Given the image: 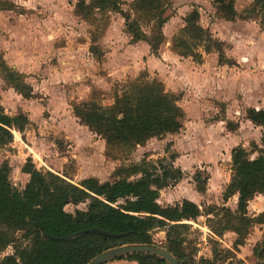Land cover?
Listing matches in <instances>:
<instances>
[{"label":"rangeland","instance_id":"1","mask_svg":"<svg viewBox=\"0 0 264 264\" xmlns=\"http://www.w3.org/2000/svg\"><path fill=\"white\" fill-rule=\"evenodd\" d=\"M13 1L17 10L0 13V52L11 68L24 74L35 95L26 99L9 87L0 73V98L6 114L15 116L23 112L30 122L24 133L16 132L12 145L0 150V168L3 164L10 166L14 188H27L30 180L22 172L29 159L39 171L63 177L70 187L91 177L113 183L119 167L147 157L164 164L174 161V166L184 173L179 184L161 193L162 206L177 205L181 197L198 192L205 185L206 191L200 193L204 197L201 202L204 210L223 204V194L231 181L234 148L246 147L253 152V158L258 156L257 150L264 152V128L251 124L246 117L249 108L264 109V40L248 30L245 34L256 42L252 43L251 51L239 50L238 58L234 59L232 47L223 43L224 64L220 63L218 51L205 54L203 47L200 48L203 64L191 57L178 55L179 58L173 52V39L181 35L185 18L194 9L200 12L201 24L210 32L217 19L232 21L225 11H219L218 4L207 3L216 11L210 13L212 7L200 5L201 0H171L164 28L166 41L158 55L153 56L144 49L128 51L132 39L130 42L121 15L112 13L104 18L98 15L101 21L90 24L75 15L76 0ZM123 1L126 2L123 9L130 14L134 0ZM250 2L239 0L242 14L239 16L236 11V17H246L260 25V20L249 12ZM143 29L151 33L150 27L145 25ZM92 46L98 48L97 54L92 53ZM137 79L162 82L167 92L181 97L182 129L163 140H151L130 156L113 150L110 157L105 142L75 116L74 105L94 98L99 105L111 106L116 93ZM229 122L238 125V129H228ZM97 200L92 195L77 208L67 206L66 211L86 210ZM234 204L232 199L227 205L234 208ZM206 222L207 218L202 217L194 228L204 232L200 226ZM198 234V239L206 241L203 233ZM162 236L160 231L155 234L160 248L165 244ZM196 238L194 235L191 239ZM218 251L222 249L218 247ZM13 253L9 248L0 253V259ZM225 254L220 256L232 258L231 253ZM122 261L128 260L121 258L116 262Z\"/></svg>","mask_w":264,"mask_h":264},{"label":"trees","instance_id":"2","mask_svg":"<svg viewBox=\"0 0 264 264\" xmlns=\"http://www.w3.org/2000/svg\"><path fill=\"white\" fill-rule=\"evenodd\" d=\"M76 1L75 15L90 24L101 21L98 15L102 18L112 13L121 15L132 43H147L153 55H158L166 41L164 28L171 0H134L130 14L123 9L126 4L123 0ZM206 1L218 4L219 11H225L230 20L235 19V0ZM17 9L13 0H0V13ZM249 12L260 20L264 31V0H254ZM145 25L150 27V34L144 31ZM172 47L180 57H191L200 64L204 61L200 48L203 47L205 54L215 50L220 55V63H225L223 43L202 26L201 14L196 9L185 18L181 35L173 39ZM91 51L97 54L98 48L92 46ZM0 73L6 84L23 97H35L33 88L25 82L24 74L11 68L1 52ZM180 101L181 97L167 92L162 82L137 79L116 93L113 105L104 107L92 98L75 104L74 113L83 125L105 141L108 156L111 157L109 154L113 150L130 156L153 139L163 140L181 131ZM246 117L253 125L264 127V109L249 108ZM29 126L25 113L6 114L0 98V150L12 145L15 133L22 134ZM238 127L233 122L228 123L231 131ZM252 153L242 145L232 150L231 181L223 194L224 205L208 206L204 210L189 200L174 206L159 203L161 192L176 186L184 178L183 171L174 166V161L164 164L162 160L155 162L146 157L141 162L119 167L113 183H102L91 177L67 187L63 177L39 171L29 159L23 173L30 176V182L23 190L12 186L11 168L3 164L0 168V253L9 248L14 253L0 259V264H89L101 254L123 246L158 247L155 240L158 231L166 234L163 248L181 264H189L194 261L198 233H201L194 229L193 223H198L202 217L207 218L206 226L218 238H223L228 232L235 233L238 237L235 248L238 249L245 244L254 225L264 224V214L255 218L249 215L250 203L264 195V152L257 150L255 158ZM197 191L205 192L206 186H200ZM92 195L98 200L86 210L66 211L67 206L77 208ZM235 197L238 202L237 209L233 211L226 205ZM92 230L114 236L92 233ZM79 233L85 234L76 239L61 240ZM194 235L197 236L195 240L191 239ZM209 242L213 261L202 259V264H217L219 260L229 259L220 256L225 252L218 251L217 241L210 239ZM121 258L138 264H168L148 254ZM260 260L264 264V247Z\"/></svg>","mask_w":264,"mask_h":264},{"label":"crops","instance_id":"3","mask_svg":"<svg viewBox=\"0 0 264 264\" xmlns=\"http://www.w3.org/2000/svg\"><path fill=\"white\" fill-rule=\"evenodd\" d=\"M250 1L251 2L249 4L252 5L254 0H250ZM209 2L210 1L201 0V2H198V3H200V5H203V6L205 5L204 7H208V8L212 7V8H209V10H210V13H213V11H215V8L212 6V4L208 5L207 3H209ZM238 2H239V0H236L235 9L240 16L242 14V12H240V10H239L240 5L238 4ZM121 18H122V20L124 19L122 16H121ZM257 23L258 22L252 23L251 20L248 21L247 19L245 20V19H241L239 17H236V19L234 21H228L226 19H217L216 23H213L210 28L212 30L211 33L216 34L214 36V38L216 37L222 43H227L228 45H230L232 47V50L230 53L234 59V58H238V56H239L238 53H240L239 50H241L242 52H246V51L249 52L252 49V43L256 42V41H254V39L252 37H250V34H248V33L245 34V32H249V31L252 32L253 31L257 34V36L260 39L264 40V32L262 33L260 25ZM125 25H126V22L124 20V27H125ZM222 28L225 30L222 31ZM226 30H227V32H224ZM243 31H244V33H243ZM237 32H239V33H237ZM165 36H166V34H165ZM129 39L131 42L132 38L129 37ZM138 49L148 50L149 55H153L151 52L150 46L145 42L131 43L128 51H135ZM239 59H240V57H239ZM241 62L239 61V63H241ZM260 128H264V127H260ZM16 135L17 134L15 133V136ZM105 145H106V143H105ZM74 159H76V157H74ZM63 160L66 161L67 159L64 158ZM27 176H28V182H29L30 176L29 175H27ZM259 197L263 198L264 195H260V196L256 197L249 205V215L252 216L253 218L258 217L261 214H264V202H263L264 199L260 200ZM203 198H204L203 195H201L200 193H198L196 191H192L189 193V195H187V196L185 195L183 198L181 197L180 200L177 201V203L182 204V202L184 200H189V201L197 204L201 208V202H202ZM234 199H235L234 208L231 207V209L233 211H235L237 209V202H238L237 197H235ZM257 202H259V203H257ZM261 202H263V203H261ZM255 203H256V207L254 206V208H252L253 204L255 205ZM222 205H224V204H222ZM226 206H228V205H226ZM193 225H197V224L193 223ZM200 227L204 230V232H201V233L204 234V240H206V241L203 242V240L201 241L199 239L198 244H197V249H198L196 252L197 254L193 255L194 261H197L199 264H202V262H201L202 259L213 261L212 247H210V242H209L210 239H213V240L217 241L218 243H221V246L219 245V248H221L224 252L226 250L229 251V253H231L230 257H232L228 260H224V259L219 260L217 262V264H261L260 254H261V251L264 247V224L254 225V227L250 230V233L246 238L245 244L243 246H239L238 249L235 248V241L238 238L235 233L228 232L225 234V236L223 238H218V237L214 236V234L210 231V229L206 225L200 226ZM194 229H198V228H194ZM162 233H163V236H162L161 240L165 241L166 234H165V232H162ZM229 253H226V254H229ZM111 264H138V263L132 262V261H122V262H118V263L114 262Z\"/></svg>","mask_w":264,"mask_h":264},{"label":"water","instance_id":"4","mask_svg":"<svg viewBox=\"0 0 264 264\" xmlns=\"http://www.w3.org/2000/svg\"><path fill=\"white\" fill-rule=\"evenodd\" d=\"M91 232L96 233V234H102L105 236H114L113 234H110L104 231H99V230H92ZM84 234L85 233H79L76 235L61 238V240L76 239L78 237H81ZM130 254H148V255L157 256L163 259L164 261H166L168 264H181L178 261V259L172 253H170L167 249L156 247V246H147V245H131V246H123V247L115 248V249H112L96 257L89 264H105L109 261L115 260L122 256L130 255Z\"/></svg>","mask_w":264,"mask_h":264},{"label":"built area","instance_id":"5","mask_svg":"<svg viewBox=\"0 0 264 264\" xmlns=\"http://www.w3.org/2000/svg\"><path fill=\"white\" fill-rule=\"evenodd\" d=\"M189 264H199V263L197 261H195V262H191Z\"/></svg>","mask_w":264,"mask_h":264}]
</instances>
